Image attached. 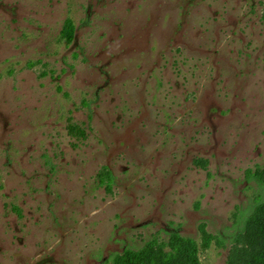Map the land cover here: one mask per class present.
I'll return each instance as SVG.
<instances>
[{"label":"rangeland","instance_id":"rangeland-1","mask_svg":"<svg viewBox=\"0 0 264 264\" xmlns=\"http://www.w3.org/2000/svg\"><path fill=\"white\" fill-rule=\"evenodd\" d=\"M250 172L264 0H0V264H114L174 232L202 264H264Z\"/></svg>","mask_w":264,"mask_h":264},{"label":"trees","instance_id":"trees-1","mask_svg":"<svg viewBox=\"0 0 264 264\" xmlns=\"http://www.w3.org/2000/svg\"><path fill=\"white\" fill-rule=\"evenodd\" d=\"M74 36L75 24L71 18H67L63 25L61 38L67 43H71ZM249 174L253 177L256 176L264 184V172L257 174L250 172ZM113 181L112 172L105 170L101 176V183L110 190ZM202 234V245L205 248L210 247L215 237L205 227H202ZM113 262L114 264H202L198 242L192 237L177 232L171 233L167 241L160 242L157 239H152L139 249H125L122 253L114 256Z\"/></svg>","mask_w":264,"mask_h":264}]
</instances>
